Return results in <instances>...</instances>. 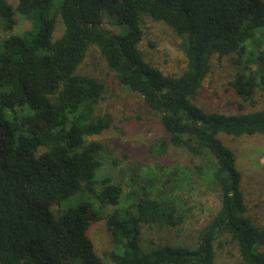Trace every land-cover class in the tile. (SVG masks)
Returning a JSON list of instances; mask_svg holds the SVG:
<instances>
[{"label":"trees","instance_id":"trees-1","mask_svg":"<svg viewBox=\"0 0 264 264\" xmlns=\"http://www.w3.org/2000/svg\"><path fill=\"white\" fill-rule=\"evenodd\" d=\"M15 9L31 24L21 34L12 33V3L0 0V264H106L87 235L99 220L116 245L104 253L114 264H215L222 237L236 242L242 264H264V227L247 215L234 154L217 137L264 135V0H17ZM104 16L126 33L106 29ZM58 17L64 29L53 39ZM144 17L180 37L181 74L144 60ZM91 44L119 85L155 116L163 134L153 151L179 148L200 160L191 168L173 163L163 189L141 181L135 166L127 180L98 178L106 149L87 137L109 128L112 116L97 112L106 83L78 72ZM213 56H229L232 91L253 104L260 91V109L227 114L195 102ZM193 175L220 201L196 244H144L143 226L185 223L177 191ZM123 181L132 201L125 208ZM169 184L173 195L164 189Z\"/></svg>","mask_w":264,"mask_h":264},{"label":"rangeland","instance_id":"rangeland-1","mask_svg":"<svg viewBox=\"0 0 264 264\" xmlns=\"http://www.w3.org/2000/svg\"><path fill=\"white\" fill-rule=\"evenodd\" d=\"M16 2L17 0H10L16 20L12 33L21 34L31 24L16 11ZM102 22L106 29L114 33L124 34L127 31L126 27L118 24L113 17L104 16ZM63 29L62 19L58 17L53 39L60 36ZM142 29L143 37L139 48L144 60L166 74H181L186 69V57L179 47L180 37L166 24L148 17L143 18ZM78 72L95 76L107 85V91L98 104L97 112H109L112 123L101 134L87 137L88 141L102 143L106 149L102 156L104 165L98 172V178L109 175L117 180H127L130 169L135 166L141 181L149 179L161 189V182L173 171V163L191 168L200 161L179 148L170 147L162 155L153 151L156 141L163 134L160 125L155 116L145 110L137 93L119 85L96 45L91 44L88 47ZM234 73L235 67L229 56H213L210 71L195 102L206 111L227 114H241L260 109L263 105L260 91L254 94V104L234 94L230 85ZM217 137L234 154V163L241 176L240 186L248 206L247 215L255 225L264 227V135L235 137L220 132ZM122 183L124 194L120 207L125 208L132 201L129 189L124 181ZM164 189L173 195L171 184ZM177 195L188 210L185 223L176 228L143 226L144 244L167 242L194 246L199 231L208 224L220 206L218 191L212 188L208 181L200 180L195 175L192 176V183L179 188ZM68 204L53 206L52 210L56 213ZM87 235L93 242L94 250L103 257L105 263L114 264L104 256L105 252L116 248L104 221L93 223ZM261 250L264 251V247ZM215 264H242L236 242L228 237H222L215 242Z\"/></svg>","mask_w":264,"mask_h":264}]
</instances>
